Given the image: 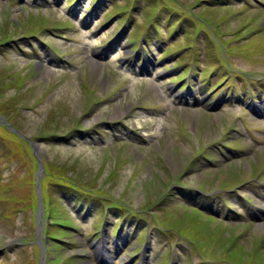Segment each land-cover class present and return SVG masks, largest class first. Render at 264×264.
Masks as SVG:
<instances>
[{
    "label": "rangeland",
    "instance_id": "rangeland-1",
    "mask_svg": "<svg viewBox=\"0 0 264 264\" xmlns=\"http://www.w3.org/2000/svg\"><path fill=\"white\" fill-rule=\"evenodd\" d=\"M134 2L117 30L100 23L126 0L75 13L0 0V264H41L46 249L51 264H264V0ZM154 11L147 29H162L140 56L129 38ZM190 65L194 88L180 90L187 78H171ZM62 177L122 205L66 195ZM168 184L177 201L162 199ZM50 200L68 206L47 224Z\"/></svg>",
    "mask_w": 264,
    "mask_h": 264
},
{
    "label": "trees",
    "instance_id": "trees-1",
    "mask_svg": "<svg viewBox=\"0 0 264 264\" xmlns=\"http://www.w3.org/2000/svg\"><path fill=\"white\" fill-rule=\"evenodd\" d=\"M74 0H71L70 2H68V5H71L73 3ZM132 3H134L133 1L131 0H126V5H122L121 7H113L111 11L107 12L106 13V18L104 20L107 21L109 18H111L112 16L114 15H118L120 13H126L129 11L130 9V4L132 5ZM134 39H132L130 42H133ZM134 46H137L136 44ZM168 53V52H167ZM49 175H52V172H50L48 174ZM54 185H58V186H61V187H65L67 191H63V193H65L66 195H74L75 193L76 194H80V195H86V197H90L92 194L89 193V192H86L88 191L89 189H84L82 186L78 185L74 180H72L71 178L69 177H62L60 180L56 181L54 183ZM99 190H101L100 192L102 193L103 191H105L104 188H100ZM172 197H170V196ZM177 198L176 195H174V192H170L168 194L167 197H165V200H170V199H175ZM118 202H120V199H118ZM51 205L52 207H59V206H62V204H59L57 201H52L51 200ZM195 212L199 213L200 210L198 209H194ZM134 253V252H133Z\"/></svg>",
    "mask_w": 264,
    "mask_h": 264
},
{
    "label": "water",
    "instance_id": "water-1",
    "mask_svg": "<svg viewBox=\"0 0 264 264\" xmlns=\"http://www.w3.org/2000/svg\"><path fill=\"white\" fill-rule=\"evenodd\" d=\"M34 146H36V144L35 143H32Z\"/></svg>",
    "mask_w": 264,
    "mask_h": 264
}]
</instances>
